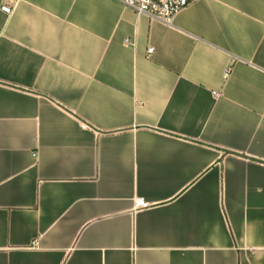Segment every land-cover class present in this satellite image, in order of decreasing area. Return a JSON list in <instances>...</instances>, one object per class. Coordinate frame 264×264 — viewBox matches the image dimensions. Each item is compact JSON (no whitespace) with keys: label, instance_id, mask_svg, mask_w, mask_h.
Wrapping results in <instances>:
<instances>
[{"label":"crops","instance_id":"1","mask_svg":"<svg viewBox=\"0 0 264 264\" xmlns=\"http://www.w3.org/2000/svg\"><path fill=\"white\" fill-rule=\"evenodd\" d=\"M0 264H264V0H0Z\"/></svg>","mask_w":264,"mask_h":264},{"label":"built area","instance_id":"2","mask_svg":"<svg viewBox=\"0 0 264 264\" xmlns=\"http://www.w3.org/2000/svg\"><path fill=\"white\" fill-rule=\"evenodd\" d=\"M126 6L132 8L137 14L145 15L153 20H158L166 24H172L174 17L183 8L188 6L195 0H121ZM2 10L6 13H11V7L3 5ZM153 48H149L152 52ZM230 69L226 72V77L229 75ZM83 126L86 127L85 124ZM148 202L143 198L135 200L134 211L149 208Z\"/></svg>","mask_w":264,"mask_h":264}]
</instances>
